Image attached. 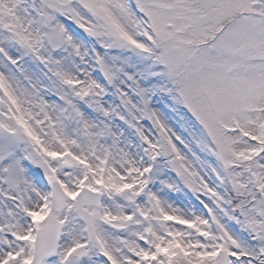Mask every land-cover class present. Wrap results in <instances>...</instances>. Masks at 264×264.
<instances>
[{
  "label": "snow or ice",
  "instance_id": "1",
  "mask_svg": "<svg viewBox=\"0 0 264 264\" xmlns=\"http://www.w3.org/2000/svg\"><path fill=\"white\" fill-rule=\"evenodd\" d=\"M0 264H264V0H0Z\"/></svg>",
  "mask_w": 264,
  "mask_h": 264
}]
</instances>
